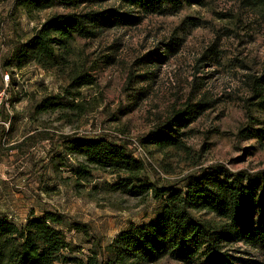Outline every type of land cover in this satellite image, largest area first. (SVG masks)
I'll return each mask as SVG.
<instances>
[{
  "label": "rangeland",
  "instance_id": "374dc122",
  "mask_svg": "<svg viewBox=\"0 0 264 264\" xmlns=\"http://www.w3.org/2000/svg\"><path fill=\"white\" fill-rule=\"evenodd\" d=\"M257 4L203 0L170 16L137 14V26L75 38L67 67L44 70L34 63L17 69L12 53L41 24L69 11L54 7L28 14L16 0H0V217L21 227L48 212L62 214L57 229L77 247L73 256L87 257L92 248L73 230L78 223L88 227L103 261L104 248L120 232L155 222L163 205L150 195L133 199L110 192L116 177L107 172L90 169L87 180L77 177L83 159L67 151L66 138L103 135L129 147L188 104L201 107L179 129L183 147L147 146L140 153L145 180L178 189L188 176L213 165L233 173L264 170V134L249 133L264 130V114L251 106L252 78L264 75V7ZM113 7L121 8L113 1L93 9ZM74 74H88L94 82L70 89ZM57 97L53 103L60 107L38 111L45 99ZM193 216L216 228L226 225L211 213ZM241 231L231 230L224 251L234 264H264L262 250L238 240ZM152 264L184 263L166 257Z\"/></svg>",
  "mask_w": 264,
  "mask_h": 264
},
{
  "label": "trees",
  "instance_id": "16d2710c",
  "mask_svg": "<svg viewBox=\"0 0 264 264\" xmlns=\"http://www.w3.org/2000/svg\"><path fill=\"white\" fill-rule=\"evenodd\" d=\"M117 2L121 8L95 10L107 2ZM203 0H16L26 13L58 7L67 14L55 15L35 30L34 35L15 49L11 61L17 69L34 63L44 70L66 68L67 53L75 38L96 39L107 29L137 26V14L170 16L184 5L202 4ZM264 7V0H257ZM89 9L78 12L80 8ZM175 50L173 51L174 54ZM88 75L74 74L69 88L92 85ZM252 100L258 112L264 114V75L252 78ZM59 98L45 99L37 109L45 112L56 109ZM200 105L188 104L176 110L161 127L151 130L139 142L159 150L183 147L180 130L198 116ZM251 130V131H250ZM253 136L264 130L251 128ZM66 149L83 159L84 165L74 171L87 180L90 169L107 172L116 177L108 187L110 192L130 198L151 196L163 205L156 221L148 225L131 226L120 232L103 252L89 236L87 226L75 223L74 231L82 232L92 244L89 256L74 257L77 247L65 238L61 227L62 214L46 213L43 218L28 220L24 226L0 217V264H152L168 257L184 264H234L224 251L225 243L232 241L231 230L242 227L237 237L246 246L264 252V170L235 173L222 165L201 169L185 179L182 188L151 183L142 176L145 164L132 156L129 148L105 136L78 139L66 138ZM194 212H207L225 221L216 228L196 219Z\"/></svg>",
  "mask_w": 264,
  "mask_h": 264
},
{
  "label": "built area",
  "instance_id": "2783aa9c",
  "mask_svg": "<svg viewBox=\"0 0 264 264\" xmlns=\"http://www.w3.org/2000/svg\"><path fill=\"white\" fill-rule=\"evenodd\" d=\"M9 80V76H6L5 77V81H8ZM4 101H5V91L1 92L0 93V111L3 109L4 107ZM6 105V104H5ZM131 147V153H132V156L135 158V159H138L141 161V157H140V153L143 151V148L144 146L141 145L140 142H137V141H132V143L130 144ZM128 147V148H129ZM143 162V161H142Z\"/></svg>",
  "mask_w": 264,
  "mask_h": 264
}]
</instances>
